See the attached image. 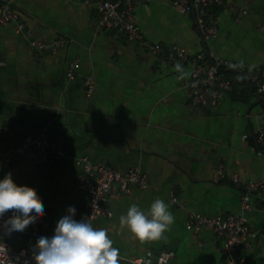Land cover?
Wrapping results in <instances>:
<instances>
[{
	"label": "crops",
	"instance_id": "1",
	"mask_svg": "<svg viewBox=\"0 0 264 264\" xmlns=\"http://www.w3.org/2000/svg\"><path fill=\"white\" fill-rule=\"evenodd\" d=\"M10 1L31 38L66 43L37 54L12 24L0 25V155L22 136L45 131L65 157L54 164H31L26 156L0 162V199L45 211L57 232L83 212L76 157L105 161L119 171L138 166L147 187L113 188L102 199L111 215L93 220L78 246L101 239L122 256H142L148 249L170 252L171 264H226L211 232H193L186 219L188 212H242L241 190L229 181L230 173L264 179V144L256 145V154L252 137L241 139L258 125L255 115L264 108L254 89L231 70L229 88L215 106H191L184 89L189 67L150 54L114 30L98 29L97 0ZM171 2L133 4L135 24L149 42L165 51L177 45L189 54L207 48L246 68L264 65V0H225L208 9L218 30L205 44L191 15ZM71 62L76 65L68 79ZM86 77L93 83L89 95ZM219 165L223 177L216 174ZM170 193L180 205L169 203ZM250 205L242 213L257 234L243 252L245 264H264V192L251 194Z\"/></svg>",
	"mask_w": 264,
	"mask_h": 264
},
{
	"label": "built area",
	"instance_id": "2",
	"mask_svg": "<svg viewBox=\"0 0 264 264\" xmlns=\"http://www.w3.org/2000/svg\"><path fill=\"white\" fill-rule=\"evenodd\" d=\"M136 1L140 0H97L96 27L114 30L150 54H166L170 61L187 65L190 71L184 89L191 106H215L222 93L229 88L226 74L231 70L243 77L264 106V65L255 68L239 66L207 48L189 54L177 45H170L165 51L161 45L145 39L139 31L133 16V4ZM171 3L179 13L191 15L202 43L205 44L216 36L218 19L208 9L224 6L225 0H172ZM240 12L245 13V10ZM8 24L13 25L14 32L26 40L27 45L37 54L46 49L62 47L66 43V40L60 38L48 43L31 38L30 30L19 21L11 1L0 0V25ZM259 30L264 32L263 27H259ZM75 65V62L68 64L65 71L68 79L73 77L72 69ZM83 85L89 95L93 87L91 78L86 77ZM255 117L258 125L251 132L243 133L241 139L251 136L254 142L251 149L259 154L261 151L256 145L264 144V108ZM15 156H26L31 164H54L65 157V151L45 131H38L22 136L14 147L6 149L0 155V162L7 163ZM74 163L82 172L77 187L84 193L83 212L73 225L53 232L49 228L45 211L25 209L23 217L18 220L19 211L0 208V264H90L97 262L100 257L104 264H167L172 255L170 252L162 251L154 255L146 249L142 256L127 257L111 252L101 239L84 246L74 245L93 220L111 215L109 208L102 204V199L113 188L129 192L133 187H147L146 174L138 166L119 171L105 161L91 160L86 155L76 157ZM216 174L218 177L224 176L221 165L217 167ZM228 179L241 190L239 202L242 212L251 209V194L264 192V179L243 180L235 173H230ZM168 200L171 204L180 205L172 193ZM242 212L218 217L188 212L186 223L195 233L202 229L211 232L219 243L220 254L226 264H245L243 252L257 233L248 226ZM5 232L25 236L28 241L14 250L4 238ZM49 247L54 251L53 255L45 254Z\"/></svg>",
	"mask_w": 264,
	"mask_h": 264
},
{
	"label": "rangeland",
	"instance_id": "3",
	"mask_svg": "<svg viewBox=\"0 0 264 264\" xmlns=\"http://www.w3.org/2000/svg\"><path fill=\"white\" fill-rule=\"evenodd\" d=\"M0 208L1 209H12L15 211H19L17 214L18 220H20L25 213V208H23L20 204L15 203L14 201H7L4 199H0ZM86 230H87V228L84 230L82 235L80 237H78L77 242L74 244L75 246L80 245L81 237L83 236V234L85 233ZM3 236L11 244V246L14 250H16L21 244H24L28 241L27 237L21 236L18 234H14L11 232H5ZM45 254L53 255L54 251H52L51 247H49V249L45 252ZM171 262L172 261H168L167 264H171ZM95 263L96 262L93 261L90 264H95Z\"/></svg>",
	"mask_w": 264,
	"mask_h": 264
},
{
	"label": "trees",
	"instance_id": "4",
	"mask_svg": "<svg viewBox=\"0 0 264 264\" xmlns=\"http://www.w3.org/2000/svg\"><path fill=\"white\" fill-rule=\"evenodd\" d=\"M100 262H101L102 264H104V260H103V259H100Z\"/></svg>",
	"mask_w": 264,
	"mask_h": 264
}]
</instances>
